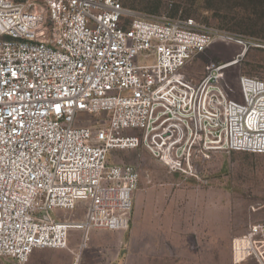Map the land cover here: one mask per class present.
I'll return each instance as SVG.
<instances>
[{
	"label": "built area",
	"instance_id": "1",
	"mask_svg": "<svg viewBox=\"0 0 264 264\" xmlns=\"http://www.w3.org/2000/svg\"><path fill=\"white\" fill-rule=\"evenodd\" d=\"M219 40L242 46L233 63L259 46L123 0H0V264L66 249L71 229L128 228L139 173L110 163L113 149L142 147L185 178L216 152L264 155V80L240 76L233 99L228 63L184 71ZM231 257L264 264V219L232 239Z\"/></svg>",
	"mask_w": 264,
	"mask_h": 264
},
{
	"label": "rangeland",
	"instance_id": "2",
	"mask_svg": "<svg viewBox=\"0 0 264 264\" xmlns=\"http://www.w3.org/2000/svg\"><path fill=\"white\" fill-rule=\"evenodd\" d=\"M123 6L145 15L190 17L259 44L249 47L233 63L242 46L227 40L216 41L185 67L188 76L199 78L207 65L228 63L221 84L233 99L241 97L240 76L264 80V0H123ZM96 119L89 118L81 124H94ZM108 161L132 164L136 168L139 181L135 194L160 189L197 192L200 205L190 207L189 200L182 199L180 211L194 214L195 224L200 225L199 237L211 239V247L182 248L183 253L166 259L173 260L174 264H234L232 239L243 234L251 224L264 219L263 154L245 151L213 153L199 161V178H185L169 172L142 147L113 149ZM82 217L80 211L74 214L75 219ZM207 220H210L209 233L204 227ZM132 249L136 258L144 257L143 246ZM74 257L66 249H37L26 264H72ZM241 264L255 262L249 260Z\"/></svg>",
	"mask_w": 264,
	"mask_h": 264
},
{
	"label": "crops",
	"instance_id": "3",
	"mask_svg": "<svg viewBox=\"0 0 264 264\" xmlns=\"http://www.w3.org/2000/svg\"><path fill=\"white\" fill-rule=\"evenodd\" d=\"M182 199H188L190 207L200 205L193 190L134 193L128 230L90 229L85 234L82 229H71L66 251L72 256L80 251V264H174L166 259L183 253L182 248L211 247V239L199 237L200 225L195 224L194 214L180 211ZM204 227L209 233L210 220ZM136 246L144 247L143 258L133 254Z\"/></svg>",
	"mask_w": 264,
	"mask_h": 264
}]
</instances>
